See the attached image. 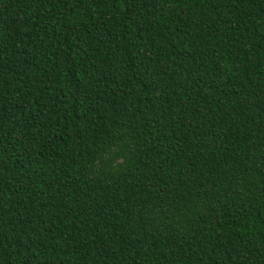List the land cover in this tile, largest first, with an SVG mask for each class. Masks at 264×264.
<instances>
[{
  "label": "trees",
  "instance_id": "16d2710c",
  "mask_svg": "<svg viewBox=\"0 0 264 264\" xmlns=\"http://www.w3.org/2000/svg\"><path fill=\"white\" fill-rule=\"evenodd\" d=\"M0 264H264V0H0Z\"/></svg>",
  "mask_w": 264,
  "mask_h": 264
}]
</instances>
